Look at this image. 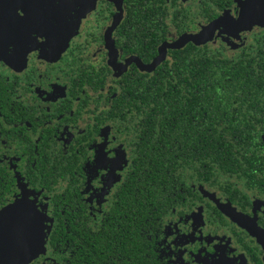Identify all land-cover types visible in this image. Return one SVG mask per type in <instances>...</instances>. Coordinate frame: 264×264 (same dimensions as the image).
I'll use <instances>...</instances> for the list:
<instances>
[{"label":"flooded vegetation","instance_id":"flooded-vegetation-1","mask_svg":"<svg viewBox=\"0 0 264 264\" xmlns=\"http://www.w3.org/2000/svg\"><path fill=\"white\" fill-rule=\"evenodd\" d=\"M248 2L121 0L120 8L119 0H0V165L14 180L0 210L26 196L46 214L48 230L55 221L51 200L67 194L75 204L71 212L81 209L82 226L103 229L113 211L119 228L120 194L134 187V116L141 104L128 106L132 117L126 121L119 96L123 89L128 95L129 88L154 87L172 70V56L186 48L223 50L232 59L264 27L233 33L224 24L209 42L168 48L159 62L165 44L238 19ZM25 17L65 21L55 50L24 54L11 47L22 38ZM257 131L260 141L233 147L222 168L213 166L202 180L184 178L173 204L154 220L160 264H264V129ZM101 157L119 166L99 167ZM40 160L47 169L52 163L65 166L62 171L75 166V179L69 186V171L64 179L44 175ZM49 252L46 247L30 264H45Z\"/></svg>","mask_w":264,"mask_h":264},{"label":"trees","instance_id":"trees-1","mask_svg":"<svg viewBox=\"0 0 264 264\" xmlns=\"http://www.w3.org/2000/svg\"><path fill=\"white\" fill-rule=\"evenodd\" d=\"M171 59L172 70L154 87L129 88L128 95V88L123 89L117 100L126 121L132 117L128 106L141 103L134 116V187L128 190L126 186L120 194L123 217L119 228L113 223V211L103 229L86 228L81 209L71 212L74 201L67 194L55 196L51 200L56 205L55 221L47 230L45 246L50 252L45 264H160L153 251L154 220L173 204L184 178L191 175L202 180L211 175L213 166L223 167L225 154L233 152V147H253L260 141L264 34L253 35L232 59L225 51L212 48H186ZM163 81L166 85H161ZM40 166L53 179H64L69 171V186L75 179L73 165L67 164V171H62L65 166L52 163L47 169L40 160ZM28 172L36 176L31 169ZM13 182L0 165V206L9 200Z\"/></svg>","mask_w":264,"mask_h":264},{"label":"water","instance_id":"water-1","mask_svg":"<svg viewBox=\"0 0 264 264\" xmlns=\"http://www.w3.org/2000/svg\"><path fill=\"white\" fill-rule=\"evenodd\" d=\"M248 4L244 8V22L239 27L233 28V33H238L251 29L253 26L264 27V4L261 6L259 3L255 4V0H248ZM264 3V0H260ZM248 6V7H247ZM119 7L121 8V0H119ZM241 14V13H240ZM240 16V15H239ZM121 13L119 17L116 18V22L120 20ZM224 23L221 21L214 22L206 27L196 36L181 38L180 40L167 43L163 46V56L166 53V49H179L182 48L187 42H193L195 45H202L213 39L215 35L219 32H224L222 30ZM156 65V64H155ZM154 66V65H153ZM27 199L30 204L35 205L29 201L26 196H23L20 200H16L12 204L5 206L3 209L11 208L16 203L23 199ZM36 206V205H35ZM44 224L43 231L39 240L33 241L30 237L25 239L20 233V225L18 219L13 215H5L3 225L0 226V264H30L39 256L45 254V244L47 239V226L48 221L46 214L42 213ZM239 223V221H237ZM240 225V224H239ZM258 238L263 239L260 234L257 235ZM259 239V240H260ZM264 244V241L262 242Z\"/></svg>","mask_w":264,"mask_h":264},{"label":"snow or ice","instance_id":"snow-or-ice-1","mask_svg":"<svg viewBox=\"0 0 264 264\" xmlns=\"http://www.w3.org/2000/svg\"><path fill=\"white\" fill-rule=\"evenodd\" d=\"M241 7L243 8L244 5H241ZM19 22L23 28L22 38L17 43L12 44L11 47L24 54L37 47L42 50H55L59 43L60 33L65 27L64 20L34 21L25 17V19H22ZM243 22V13L240 14L238 19H227L222 21L226 27H239ZM37 37H41L42 39L37 41ZM108 165L117 167L119 166V161L108 160L106 157H101L98 161L99 167H105ZM5 215H13L18 219L20 233L25 239H28L29 237L33 241L40 239L44 224L43 216L37 207L30 204L26 198L19 201L11 208L0 210V226L3 225Z\"/></svg>","mask_w":264,"mask_h":264},{"label":"rangeland","instance_id":"rangeland-1","mask_svg":"<svg viewBox=\"0 0 264 264\" xmlns=\"http://www.w3.org/2000/svg\"><path fill=\"white\" fill-rule=\"evenodd\" d=\"M62 31H65V30H62ZM181 243H182V245H187V243H185V241H182ZM46 261L48 262V260H46Z\"/></svg>","mask_w":264,"mask_h":264}]
</instances>
